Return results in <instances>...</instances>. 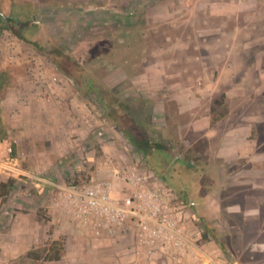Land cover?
<instances>
[{"label":"rangeland","instance_id":"obj_1","mask_svg":"<svg viewBox=\"0 0 264 264\" xmlns=\"http://www.w3.org/2000/svg\"><path fill=\"white\" fill-rule=\"evenodd\" d=\"M28 9L36 25L31 43L7 30L0 15V162L14 157L19 134L38 137L46 126L68 137V156L54 168L66 184L111 180L128 166L151 169L150 149L170 144L188 167L183 183L167 167L164 173L172 175L173 201L196 244L180 264H264V0H0L5 16ZM49 49H62L95 89L67 78ZM132 80L165 98L161 124L151 121V100L126 96ZM179 91L190 95L184 104L195 101L193 111L178 114L168 95ZM221 95L229 113L208 138L204 129ZM114 98L153 139L150 147L130 143L132 127L110 119L105 106ZM190 122L204 129L192 133ZM239 125L249 138L241 156L225 162L218 140ZM5 171L14 172L0 165V177ZM202 222L219 244L203 238ZM37 252L44 255L43 247Z\"/></svg>","mask_w":264,"mask_h":264},{"label":"crops","instance_id":"obj_2","mask_svg":"<svg viewBox=\"0 0 264 264\" xmlns=\"http://www.w3.org/2000/svg\"><path fill=\"white\" fill-rule=\"evenodd\" d=\"M157 65L159 66L160 63ZM131 82L134 84V89L126 96H142L143 99L151 100V121L156 124H161L162 120L165 121V98L158 96V93L155 94L153 91H142L139 89L137 81L132 80ZM48 83L50 84V82ZM36 93H39V89H36ZM188 94L186 91H179L170 92L168 95L169 100H174L178 105V114L195 109V101L187 103L189 105L183 103V98L191 100ZM32 95L35 96L31 93ZM192 99H195V96ZM117 102V98H114L112 104ZM114 107L119 108L117 104ZM124 109L127 110L131 119L126 117L128 124L122 126H126V128L131 126V132L136 135L134 139L131 138L132 136L126 135V139L137 146H142V144L145 147L150 146L153 139L141 133L129 113V108L124 106ZM55 110L58 109H52L50 116L57 114ZM36 112L37 116L41 114L39 110ZM189 125L192 133H199L204 129L197 124L193 125L192 122ZM46 128H42V134L38 137L29 136L28 133H25L27 136L19 134L14 157L8 158V160L3 159L0 162L3 168L9 167L14 171L12 173L5 171L0 177V182H6L9 178L16 180L10 193L4 199L0 198V264H180L181 262L170 261L158 253L150 259L137 254L136 228L132 221H127L122 229H117L112 233L102 231L99 235H95L56 206L53 200L55 188L67 184L64 181V175L55 173L54 168L57 163H63V160L68 156V152L64 151V140L68 137L64 135L63 129L60 130L62 132L60 134L59 130L52 126H46ZM126 128L121 129L120 132L123 133ZM204 130L208 138L214 134L212 128L210 129V123ZM249 135L250 131L243 125L225 128L218 140V156L225 162L239 158ZM162 144V146L161 144H156V146L164 147L165 143ZM147 158H152V155ZM139 168L142 171L153 173L155 177L151 181V188L168 200L174 209V215L179 221L180 227L190 236L185 227L186 224L184 225L183 222L186 212L173 201L171 189L174 185L172 182H170L171 185L166 183L167 180L171 181L172 175L167 178L164 172H154L153 168ZM98 180L110 179H93L91 182ZM115 194L122 195L123 193L118 191ZM38 209L44 212L46 218L39 217ZM59 238H63L65 241L64 252L60 260L45 261L41 259L38 261L28 256L29 252H37L38 249L44 248L49 241ZM41 255L43 256V253Z\"/></svg>","mask_w":264,"mask_h":264},{"label":"built area","instance_id":"obj_3","mask_svg":"<svg viewBox=\"0 0 264 264\" xmlns=\"http://www.w3.org/2000/svg\"><path fill=\"white\" fill-rule=\"evenodd\" d=\"M154 177L150 171L128 166L115 170L111 180L57 186L53 200L66 215L95 235L112 233L132 221L137 254L150 259L158 253L170 261H184L195 251L196 244L180 227L168 200L151 188ZM115 184L121 187L122 195L115 194Z\"/></svg>","mask_w":264,"mask_h":264},{"label":"trees","instance_id":"obj_4","mask_svg":"<svg viewBox=\"0 0 264 264\" xmlns=\"http://www.w3.org/2000/svg\"><path fill=\"white\" fill-rule=\"evenodd\" d=\"M29 11L30 9H28L27 13L23 12L21 16L18 13L14 16L13 15L5 16L2 13H0V15H2V17L7 23L5 28L9 30L14 36H16L19 40L25 41L27 43H31L30 36L34 33L36 29V25L33 22L31 15H30L31 13H29ZM19 16L20 18H18ZM1 28L2 27H0V29ZM48 55L49 56L52 55L51 57L52 61L55 63L56 67L67 78L71 79L74 83H77V84L83 83L84 86L87 87V90L95 89L94 81H89V80L83 81V79L85 78V74L80 71V68L78 67L77 63L68 59L67 55L64 53L62 49H60L59 52L53 51V49H49ZM57 56H59L61 59L59 60ZM224 98H225V95H221L219 101H216V103L220 106L219 112L216 113L214 109H211L212 116L210 118V127H213L219 120L226 117L229 113L226 105L223 102ZM116 104L120 109L114 107L116 106ZM116 104L109 105L107 103L105 106V109L108 112L110 119L114 121L116 125L119 124L120 126H122V125L128 124V122L126 121V117L129 118V120L131 118L129 117L127 110H125L124 105L120 104L119 102H117ZM150 150H151L150 155H152L153 160H155V165L152 166L151 163H148V165L153 167L154 169L153 171L154 172L160 171L163 173L164 172L163 168L167 167V170L172 172V175L174 177L178 176L175 179L176 180L179 179L183 183L184 174L182 173V170L183 168H187L188 166L186 165V162L183 160H179V159L175 160V157L177 154L173 153L175 152L174 148L171 147L170 144H165L164 147L153 146ZM144 157H145V154H144ZM156 167H157V170H156ZM160 168L162 171L159 170ZM170 182L174 184L173 181H170V180L166 181L167 184L171 185ZM15 183H16V180L13 178H9L6 182H0V198L4 199L10 193V190L13 188ZM179 185H183V187L186 186L181 183H179ZM187 205L191 209H194V205L192 202H189ZM38 215L39 217L46 218L44 212L41 209H38ZM201 225L204 230L203 238L207 239L209 237L208 235H212L214 241L217 244H219L218 237L215 234V231L211 227V225L206 222H202ZM64 245H65V241L63 238L49 241L46 244V246L43 248V252H44L43 256L40 253H37L34 251L29 252L28 256L38 261L41 259L45 261H58L62 258V255L64 252Z\"/></svg>","mask_w":264,"mask_h":264}]
</instances>
